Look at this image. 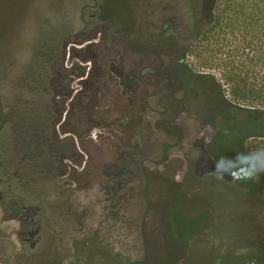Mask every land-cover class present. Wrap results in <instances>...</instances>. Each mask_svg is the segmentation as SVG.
<instances>
[{
    "label": "rangeland",
    "instance_id": "1",
    "mask_svg": "<svg viewBox=\"0 0 264 264\" xmlns=\"http://www.w3.org/2000/svg\"><path fill=\"white\" fill-rule=\"evenodd\" d=\"M96 1L100 13L92 22L89 14L96 7L81 16L92 0L0 3V264H21L25 251L42 248L56 250L61 264H196L203 260L202 248L221 243L220 234L244 229L264 234L261 202L246 196L235 176L217 174L220 150L212 147L213 133L206 124L187 120L186 126L179 117L178 130L158 123L179 133L180 141L166 147L160 162L139 168L144 156L159 160L162 143L175 141L153 125L158 118L171 119L177 105L166 99L167 114L151 113L144 104L149 93L145 87L133 95L123 81L113 80H121L120 67L128 72L134 59L157 64L158 58L137 57L125 38L108 48L103 31L95 39L82 32L84 21L87 28L101 19L113 21L115 29L131 35V49L154 51L166 65L177 66L176 45L200 32L212 0H165L160 8L166 7L171 17L170 32L152 42L141 40L149 33L143 28L148 21L158 23L160 0ZM187 60L185 67H178L205 92L210 80L194 76L202 69L189 70L192 63ZM206 93L209 97L203 93L190 106L200 113L207 112L206 104L218 111V99ZM34 103L40 117L48 103L54 109L64 106L54 137L63 139L68 158L61 165L66 173L53 180L43 179L40 160L25 158L16 140L15 129ZM221 111L239 121H256L255 113L226 105ZM221 152L228 158L229 150ZM259 181L257 177L255 183ZM20 199L33 220L31 230L38 231L34 249L18 240L19 224L8 220L7 202ZM197 216L200 236L182 239L180 233Z\"/></svg>",
    "mask_w": 264,
    "mask_h": 264
},
{
    "label": "trees",
    "instance_id": "2",
    "mask_svg": "<svg viewBox=\"0 0 264 264\" xmlns=\"http://www.w3.org/2000/svg\"><path fill=\"white\" fill-rule=\"evenodd\" d=\"M184 62L190 57L193 68L210 80L212 93L219 103L211 145L219 148L217 159L229 150L222 164L229 166L240 151L255 154L264 150V0H212L209 20L200 32L184 45ZM193 67V68H192ZM211 70V72H207ZM56 105L59 104L57 101ZM223 105L243 112L255 113L256 121L243 122L225 115ZM38 103L31 105L28 118L20 120L15 129L18 146L25 158L40 160L39 172L43 179H55L66 173L61 163L66 153L62 151L63 139L55 140L56 120L61 118L64 106L57 109L46 104L41 117L36 112ZM43 118V119H42ZM243 136V138L238 139ZM238 140H235L236 138ZM245 138V139H244ZM235 140V141H234ZM239 150L236 151L235 149ZM233 153L235 155H233ZM235 156V157H234ZM251 160V166L259 167L264 155ZM241 171H244L242 169ZM259 182L255 183L256 178ZM249 180L237 179L236 186L245 195L260 201L264 207V172ZM244 187V188H243ZM238 189V190H239ZM197 216L187 223L182 239L188 241L197 232ZM141 221H139L140 223ZM220 244L206 245L202 262L196 264H264V234L259 231L236 230L219 235ZM224 242V243H223ZM199 259L200 256H197ZM198 261V260H197Z\"/></svg>",
    "mask_w": 264,
    "mask_h": 264
},
{
    "label": "flooded vegetation",
    "instance_id": "3",
    "mask_svg": "<svg viewBox=\"0 0 264 264\" xmlns=\"http://www.w3.org/2000/svg\"><path fill=\"white\" fill-rule=\"evenodd\" d=\"M1 1L2 0H0V3ZM8 1L15 2L16 0ZM92 2L93 5L86 4L83 6L81 11V16H83L86 9L96 7L95 13L89 14L88 22L94 21V19H96L97 16H99L98 14L100 13V9L97 8V1L92 0ZM164 2L165 0H160L157 4L159 13L156 20L158 23L153 24L150 21L145 23L143 32L149 33L145 34L144 37L142 36V41L152 42L155 39L157 41H161L162 38H165L167 35H169L170 29L168 28V26L170 24L171 17L169 16L166 7L160 8V5L164 4ZM1 13L2 12L0 10V14ZM88 22L84 21L85 29L82 32L84 34H90V38L95 39L98 36L99 32L103 31L104 42L106 43V41H108V38L110 41V45L105 44V46H107L108 48L112 47L113 42L125 38L128 43V49L137 57L153 55L154 57L158 58L157 64H154L153 61L150 60L143 61L139 58L134 59L133 68L124 73L122 71V67H120L121 80L119 79V77H116L113 81H123V84L127 88V93H132L133 95L134 93H138L140 89L145 87L149 91V93L144 98V104L147 107L148 111L151 113H157L160 116L167 114L169 105H165L166 99H171L177 105L174 115L171 119L166 120L163 118H158L153 125L154 129L162 133V135L166 137H176L175 141L171 144L167 143L166 141L162 143V157L159 160H153L147 156H144L140 161V169L144 170L146 162L152 164L160 162L164 157L166 147L174 148L180 141L179 133L172 132L164 127L157 126L158 123L166 124L167 127L174 126L178 129L179 127L176 126L175 123L178 121L179 117H181L182 119L179 120V122L184 123V125L187 126L190 120L191 123L198 122V126L206 124L214 134V127L212 126V123L216 124L217 122V108L208 106L206 104L207 112L200 113L201 111L190 106L192 102L196 103L197 101H200L203 93L207 97H209L206 93L207 91H210L211 94H213L211 87H208L209 89L204 88L206 90L205 92H203V89L201 90L192 85L189 79L185 76L184 72L180 69V67H178L179 65L185 67L183 50L187 40H182L183 44L176 45V47L178 46L177 49L179 50L180 55L176 59L177 66L166 65L164 59L154 51L148 49L144 50L141 48L131 49V35L115 29V23L113 21L101 19V22H94L89 28H87ZM176 42L174 41V43ZM135 68H137V70H135ZM87 69H89V67H87ZM71 70H73V67ZM85 73L86 76L87 72ZM194 76L199 78L202 77V75L200 74H194ZM112 79L113 78H111V80ZM210 98L212 97L210 96ZM180 131L182 132L181 128ZM92 159L94 160V158ZM111 166L112 165H108V167ZM115 168H118L117 165L115 166ZM2 197L3 196L0 195V200L2 199ZM7 207L8 211H6L9 213L8 220L15 221L19 224V229L15 233L16 237L21 243H30V249H34L37 241H34L33 238L38 234V231L36 229L31 230V227L33 226V220H28V218L30 217L28 213L29 209L26 208L25 203L21 199L15 202L8 201ZM29 228L30 230L28 231ZM20 259L22 260L21 264H61L56 250H53L51 248H42L38 252L31 253H27L25 251Z\"/></svg>",
    "mask_w": 264,
    "mask_h": 264
},
{
    "label": "clouds",
    "instance_id": "4",
    "mask_svg": "<svg viewBox=\"0 0 264 264\" xmlns=\"http://www.w3.org/2000/svg\"><path fill=\"white\" fill-rule=\"evenodd\" d=\"M260 155H264V150H260L255 154L245 155L243 153L238 154L232 161L229 162V167L221 169V163L223 162V158L220 162L217 163V174L220 175L222 172L235 176L237 179L249 180L257 177L260 172H264V160L260 163L259 167L254 168L251 166L249 161L259 159ZM244 169V171H241Z\"/></svg>",
    "mask_w": 264,
    "mask_h": 264
}]
</instances>
